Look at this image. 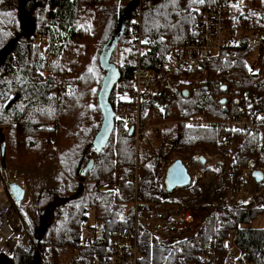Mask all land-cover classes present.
Wrapping results in <instances>:
<instances>
[{"label":"trees","instance_id":"1","mask_svg":"<svg viewBox=\"0 0 264 264\" xmlns=\"http://www.w3.org/2000/svg\"><path fill=\"white\" fill-rule=\"evenodd\" d=\"M220 1L24 0L20 7L6 9L0 0L3 160L22 177L29 195L26 205L13 202L27 241H17L10 256H0V264H58L60 256L65 264H93L94 259L105 264L109 239L121 238L133 226L134 190L152 208L161 203L152 183L162 165L163 144L181 159L185 154L193 158L204 151L217 153L227 144L229 168L264 164L259 150L264 135V0H242L241 7L227 0L219 52L201 61L195 71L204 72L202 81L188 80L190 71L177 69L173 77L184 79L166 100L164 112L151 101L140 106L141 134L161 124L153 134L160 141L156 150L143 142L134 148L132 131L121 118L114 119L99 151L90 145L102 119L97 105L105 74L100 55L105 52L114 66L107 102L115 113L130 103L120 97L129 88L135 66L161 70L166 54L192 38L190 28L201 12ZM136 6L138 32L147 39L138 58L129 49L137 32L131 22ZM116 25L108 45L113 47L104 50ZM237 31L254 34L256 41L243 37L234 42ZM255 47L256 69L250 71L246 58ZM42 50L53 56L49 70L55 78L40 75L45 64ZM234 115H250L253 126L226 129L221 122ZM88 158L92 167L81 174ZM105 184L113 185L114 191L102 190ZM148 206L142 207L149 212ZM90 212L93 221L88 224ZM263 212L264 203L262 208H215L195 233L172 241L161 240L143 222L137 223V264H207L210 249L219 257L226 253L223 242L231 231L241 260L264 264V228L242 226ZM86 230H91L90 240L83 242Z\"/></svg>","mask_w":264,"mask_h":264},{"label":"built area","instance_id":"2","mask_svg":"<svg viewBox=\"0 0 264 264\" xmlns=\"http://www.w3.org/2000/svg\"><path fill=\"white\" fill-rule=\"evenodd\" d=\"M237 7L242 6V0H236ZM227 0H222L209 6L200 14L199 20L190 28L193 34L190 40H187L177 47L171 49L166 54V61L161 70L151 72L148 69L136 65L128 84L130 91H125L130 98V103L125 104L121 108V115L116 117L122 120L127 118L134 122L133 128L137 132V117L140 106L147 100L152 102L160 111L164 107L166 100L174 92L176 84H180L184 79L173 77V73L177 69L189 70L188 80L199 83L204 77V72L196 73L201 61L217 55L219 52L221 37L224 24V13L226 12ZM136 14L132 16L131 22L136 24V30L131 39L129 49L134 51L136 57L145 49L144 41L146 37L138 32L139 25V8H135ZM41 47L44 46L43 40L38 39L37 42ZM45 64L41 73L42 78L53 77L50 73L49 66L53 62V56L45 54ZM183 78V79H182ZM129 93V94H128ZM248 104L247 107H250ZM226 129L242 130L251 128L253 121L250 115H234L227 117L221 122ZM159 128H155V131ZM141 134V133H140ZM139 136V134H137ZM227 144L217 149L216 155L220 158L215 159L216 166H209L211 156L205 152L201 153L203 162L196 160L200 165L198 171L190 170L189 160L181 159L186 173L188 174V184L173 189L168 192L164 189V172L169 160L160 165L156 171L152 185L155 187V195L160 199L161 203L158 207L152 208L139 200L136 190L132 194L130 205L132 208L133 226L129 230H125L121 238L112 237L105 245V264H137L138 250L136 246V224L145 222L152 218V214L156 216L164 215L169 218L172 228H183L182 237L189 236L197 230L203 219L215 208L222 209H245L262 208L264 203V164H250L240 168H229L226 164ZM259 150L264 153V135L259 140ZM264 155V154H263ZM194 157V156H193ZM161 158V157H160ZM257 169L261 171L262 178L257 181L252 171ZM209 178V182L202 178V174ZM238 178L237 186H232L227 182L233 178ZM260 185L256 189L254 187ZM169 204H172L171 206ZM143 205L148 206L149 212L143 209ZM13 201L7 193V181L0 179V256H10L11 250L17 241L26 243V236L23 234L21 224L14 219ZM91 230H86L82 235L83 242L90 240ZM228 236H235V232H229ZM226 253L219 257L214 253V249H210L207 264H249L237 251L235 254L229 248L230 240L227 238L223 242ZM98 259L93 260V264H99Z\"/></svg>","mask_w":264,"mask_h":264},{"label":"rangeland","instance_id":"3","mask_svg":"<svg viewBox=\"0 0 264 264\" xmlns=\"http://www.w3.org/2000/svg\"><path fill=\"white\" fill-rule=\"evenodd\" d=\"M23 1L24 0H4L3 7L6 8V9H12V8L20 7ZM16 14H17V10H16ZM9 31L11 33H13V30L10 29V28H9ZM223 36H224V33H223ZM243 37L247 38L250 43L256 41V37H255L254 34H252L250 32L237 31L236 34L233 36L234 42L237 39H241ZM118 48L119 47H117L116 54H118L117 53L118 52ZM256 52H257V47L253 48L251 50V52L247 55V58H246V64H247V67H248V69L250 71H254L256 69ZM42 53L44 55V54H46V51L42 50ZM113 60H114V62H116V60H117L116 55H115ZM125 91H124L123 95L120 98H122V100L129 101L130 98L128 97V95H126ZM127 91H130L129 88L127 89ZM220 98L223 99L225 97L221 96ZM147 102H149V101H147ZM160 112L163 113L164 109H163V111L161 109ZM115 113L118 114V117H119V114H120V116L124 117L123 115H121V109L116 110ZM132 125H134V122L129 120V118H127L126 120L125 119L123 120V126L126 129H128V130H129V128L132 129V135L134 137V141L132 143V146L134 148H136L137 144L140 145V142H143L147 146L151 147V149L156 150L157 146L160 144V141L158 139L153 138V134H154L155 128H159L161 124H152V125H150L149 127H147V129H145L142 132L141 135H140V129L138 130L139 124H137V132L134 130ZM137 134H139V136H137ZM52 138H55V136H52ZM162 148H165L166 150L161 155V158H160L161 162L163 161V163H166L169 160L172 161L175 158L179 157L173 151L172 147H169L168 145L164 146V144H163ZM204 152L211 156V158L209 160V163H210L209 166L215 167L216 166V162H217L215 159H217V158L219 159L220 157L218 155H216L215 153H211V152H208V151H204ZM4 153L6 154V150L5 149H4ZM196 155H201V153H195L193 158H191L189 154H185L182 157V159L184 158L186 160H189V157H190L191 160H190V167L189 168H190L191 171H198L199 168H200V165H198L197 162H196V160H197L195 158ZM3 157L4 156H0V179L2 181H7V182L8 181H16L21 186H23L24 189H25V184L26 183L23 182L22 177L18 176L17 173L15 174L16 171H14L13 167L9 166V164L6 163L5 159L3 160ZM54 157H55V155H54ZM50 170H54V169L52 167H50L49 171ZM21 173H22V171H21ZM36 173H37V171H36ZM201 179H205L207 182L210 181L209 178L205 175V173L202 174V178ZM263 181H264V178H263ZM230 183L234 187L237 186L238 178L235 177L232 180L230 179L227 182V184H230ZM259 186L260 185H256L254 187V189H256ZM28 198H29V195L25 192L24 198L21 201V204H23V205L28 204L29 203V202H27V200L29 201ZM169 205L171 206L172 204H169ZM13 207H14V205H13ZM13 212H14V219L17 220L20 223L21 219H20L19 215L16 214V207H14V211ZM88 216H89V218L87 220L88 221L87 223L90 224L93 221L91 212H90V214ZM141 222H143V221H141ZM143 224H145V226H147L148 230H150L152 233H157L159 235V237L162 236L160 238L163 241H172L174 239H179V238L182 237V234L184 233V229L183 228H174V229H172L173 226H172V223L169 222V218H167V220H166L164 215H160V214L157 217L155 216V218L147 219V221L143 222ZM242 226L243 227H248V228H264V212L262 214L258 215L257 217H255L253 220H251L247 224L242 225ZM164 230H167V234L164 233ZM38 232H41V231H38ZM171 234H173V236L174 235L175 236L169 238L167 235H171ZM38 236H40V234H38ZM228 239L231 242V246H230L229 249L236 254L237 250H236V248L234 246L232 237L228 236ZM60 259H61L62 262H58V264H65L66 263V261H65L66 258H64L63 256H60L59 257V261H60Z\"/></svg>","mask_w":264,"mask_h":264},{"label":"water","instance_id":"4","mask_svg":"<svg viewBox=\"0 0 264 264\" xmlns=\"http://www.w3.org/2000/svg\"><path fill=\"white\" fill-rule=\"evenodd\" d=\"M23 3V2H22ZM18 17L20 16V11L17 13ZM118 25H116L115 30L113 33L110 35L109 40L107 42V45L104 46V50H110L113 47V44L108 48L109 41L113 38L117 31ZM100 59L103 62V68H104V76L102 79V84L101 87L97 93V105L100 110L101 114V124L92 138L90 145L95 151H99L105 142L107 141L111 130L113 126V121L115 118V113L111 110L110 106L108 105L107 102V96H108V91L111 88V85L113 81L110 80V75L112 71L114 70V66L110 63H108V57L105 54L100 55ZM111 81V82H110ZM164 107L162 108L163 111ZM129 133L132 131L131 128H129ZM4 149H5V142L3 137L0 135V156H4ZM199 162H203V158L201 155H196L195 156ZM92 158H88V160L85 162V164L82 167L81 174L84 173V171L89 170L92 167ZM253 176L257 181H260L262 178V173L261 171L254 169L252 171ZM189 177L188 174L186 173V169L181 162V159L179 157L175 158L172 160L168 166L165 169L164 172V189L168 192L172 191L173 189L176 188H181L185 185L188 184ZM7 191L11 197V199L15 203H19L23 200L24 198V192L25 189L23 186H21L19 183L16 181H8L7 182Z\"/></svg>","mask_w":264,"mask_h":264},{"label":"crops","instance_id":"5","mask_svg":"<svg viewBox=\"0 0 264 264\" xmlns=\"http://www.w3.org/2000/svg\"><path fill=\"white\" fill-rule=\"evenodd\" d=\"M101 189L105 190V191H110V190L114 191V187L111 184H106V185L102 186Z\"/></svg>","mask_w":264,"mask_h":264},{"label":"snow or ice","instance_id":"6","mask_svg":"<svg viewBox=\"0 0 264 264\" xmlns=\"http://www.w3.org/2000/svg\"><path fill=\"white\" fill-rule=\"evenodd\" d=\"M193 2H196V3H203L204 0H193ZM144 43H147V41H144ZM89 71H92V69L90 68ZM40 75H43V73H40Z\"/></svg>","mask_w":264,"mask_h":264}]
</instances>
